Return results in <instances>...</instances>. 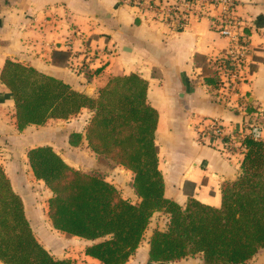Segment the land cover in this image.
Returning <instances> with one entry per match:
<instances>
[{
  "label": "crops",
  "instance_id": "1",
  "mask_svg": "<svg viewBox=\"0 0 264 264\" xmlns=\"http://www.w3.org/2000/svg\"><path fill=\"white\" fill-rule=\"evenodd\" d=\"M235 3L236 14L248 25L249 36L246 81L236 94L227 97L229 106L218 103L219 89L205 82L207 60L219 57L228 45V40L213 29L209 18L191 21L182 31H175L153 20L151 14H140L116 0H0V69L6 59L19 62L89 97H95L111 77L138 75L147 82V101L158 115L154 141L163 177V196L180 206L193 198L218 207L220 186L239 175L243 151H222L218 142L213 147L197 144L195 126L202 120L216 118L226 134H234L241 130L246 118H251L264 128V0ZM55 51L67 56L53 60ZM80 62L85 67L79 72L73 68ZM83 110L86 109L80 113ZM73 117L51 119L42 126L29 125L19 132L13 100L0 83V145L16 147L20 159L5 164L3 169L12 190L21 198L33 235L56 259H69L73 264H100L84 255L89 241L68 238L53 229L46 214L51 193L30 170L25 155L29 148L21 153L18 145L22 141L36 142L33 147L50 146L69 167L89 172L84 158L88 157L90 167H96V156L84 139L76 147L68 144L70 133L84 136L87 120L80 124ZM59 132H63V137ZM261 135L264 136V130ZM60 141L64 142V151L56 147ZM125 171L127 186L117 178L116 182L104 179L123 199L138 203L140 199L131 187L132 174ZM31 185L44 190L42 202L35 200L33 205L29 201L33 195ZM155 215L161 221L148 224L139 246L125 264H159L148 262V241L153 230L165 228L167 216L155 212L152 217ZM192 257H197L201 264L200 254ZM187 258L190 257L163 264H176ZM248 262L264 264V252L259 250Z\"/></svg>",
  "mask_w": 264,
  "mask_h": 264
},
{
  "label": "trees",
  "instance_id": "2",
  "mask_svg": "<svg viewBox=\"0 0 264 264\" xmlns=\"http://www.w3.org/2000/svg\"><path fill=\"white\" fill-rule=\"evenodd\" d=\"M66 56L65 52H53V60ZM218 63L228 65V60L224 56L208 59L205 67V82L216 90L221 85ZM0 83L13 100L17 131L29 125L42 126L51 119L67 120L86 109L90 115L84 136L72 132L68 144L76 147L84 139L97 159L132 174L131 187L138 203L123 199L100 174L69 167L50 146L26 151L33 176L51 193L46 214L53 229L65 237L89 241L85 256L100 264H125L155 212L164 213L167 222L149 238L150 263L176 262L200 254L201 264H245L259 250L264 252V140L245 136L240 173L221 184L218 207L193 198L180 206L163 196L154 141L158 115L147 101L144 79L133 73L114 76L95 97H89L31 66L6 59ZM0 262L73 264L69 259L54 258L37 241L21 198L1 166Z\"/></svg>",
  "mask_w": 264,
  "mask_h": 264
},
{
  "label": "built area",
  "instance_id": "3",
  "mask_svg": "<svg viewBox=\"0 0 264 264\" xmlns=\"http://www.w3.org/2000/svg\"><path fill=\"white\" fill-rule=\"evenodd\" d=\"M124 7L140 14H151L153 20L168 25L175 31H182L191 21L209 18L213 29L228 40V45L219 56L228 60V65L217 64V75L221 80L217 102L229 106L227 97L236 94L240 84L246 81L245 56L248 51L247 23L235 11V0H116ZM218 58V57H217ZM264 130L256 120L246 118L241 130L226 134L216 118L200 121L195 126V141L200 145H222V151H244L247 134L255 140H264Z\"/></svg>",
  "mask_w": 264,
  "mask_h": 264
},
{
  "label": "rangeland",
  "instance_id": "4",
  "mask_svg": "<svg viewBox=\"0 0 264 264\" xmlns=\"http://www.w3.org/2000/svg\"><path fill=\"white\" fill-rule=\"evenodd\" d=\"M83 67H85V64H82V62H80L78 64V66L73 69H75L76 71H82ZM78 69V70H77ZM88 111L87 110H83L80 114H78L77 116L73 117V120L77 122H80V124L84 122H86V120H88ZM66 128H71V127H66ZM33 130H35L36 128H32ZM38 130V129H36ZM61 134V136L63 137V132H59ZM36 144V142H28V143H23L22 141L18 143L19 150H21V153L23 152V150H25L27 147L31 148ZM57 149L59 151H64L65 149V145L63 141H60L57 143ZM27 151V149H26ZM21 153H19L21 155ZM17 156V159L15 158ZM91 158H93V155L91 154L90 156ZM22 158V157H21ZM75 159L78 158V156H74ZM85 162H86V171L91 172H96L97 174H100V176L103 177H107L110 178L111 181H115V178H117V180H119V183H121L123 181L124 184H126L127 186V173H126V169L124 170L123 168H121V166H112L108 161L104 160L103 158L100 157V159H96V167H90V165L87 164L88 162V157L84 158ZM20 159L18 158V149H16V147H10L9 149L4 147L2 148V146L0 145V166L3 168V166L5 164H8L9 162H13L15 161H19ZM5 167V166H4ZM4 170V169H3ZM88 173V172H87ZM31 189H33V195L31 196V198H29V201L32 203L33 205L35 204V200H38L40 202L43 201V198H45L44 196V190H42L41 188H39L37 185H31ZM153 216V215H152ZM150 218L149 223L155 222V221H161V219L158 217V215H155L154 217ZM164 227V226H163ZM164 229V228H163ZM77 242V241H75ZM176 264H200V260H198L197 257H190L185 259L182 262L176 263ZM246 264H253V263H246Z\"/></svg>",
  "mask_w": 264,
  "mask_h": 264
}]
</instances>
